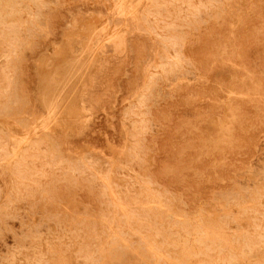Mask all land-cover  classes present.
Instances as JSON below:
<instances>
[{"label": "rangeland", "instance_id": "374dc122", "mask_svg": "<svg viewBox=\"0 0 264 264\" xmlns=\"http://www.w3.org/2000/svg\"><path fill=\"white\" fill-rule=\"evenodd\" d=\"M0 264H264V0H0Z\"/></svg>", "mask_w": 264, "mask_h": 264}, {"label": "bare ground", "instance_id": "6f19581e", "mask_svg": "<svg viewBox=\"0 0 264 264\" xmlns=\"http://www.w3.org/2000/svg\"><path fill=\"white\" fill-rule=\"evenodd\" d=\"M151 249V248H150ZM159 254V253H158ZM161 257V256H160Z\"/></svg>", "mask_w": 264, "mask_h": 264}]
</instances>
